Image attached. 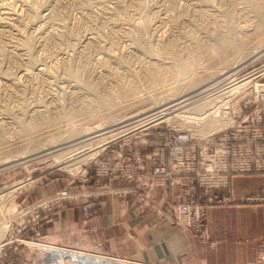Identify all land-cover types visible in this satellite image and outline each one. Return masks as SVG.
Listing matches in <instances>:
<instances>
[{"label":"rangeland","instance_id":"1","mask_svg":"<svg viewBox=\"0 0 264 264\" xmlns=\"http://www.w3.org/2000/svg\"><path fill=\"white\" fill-rule=\"evenodd\" d=\"M0 4V12H12L0 14V44L7 53L0 52V232L4 228L6 233L0 240L4 245L0 264H130L123 260L82 262L61 256L45 237L48 224L71 203L82 205L89 220L97 214L95 201L106 195L135 198L159 223L178 226L198 240L210 242L208 209L232 203L228 194L233 176L264 174V50L259 51L264 48V0H0ZM138 29H142L140 41L134 40ZM219 43L230 45L231 54L235 52L234 57L226 59L228 65L200 49L205 45L218 53ZM146 73L160 77L156 89L146 87ZM208 77L215 86L204 82L211 85L203 91L212 106L200 116L206 120L211 111L228 108L230 112V123L213 132L215 144L211 147L225 148L230 144L240 152V163L250 168L231 166V150L227 186H201L197 173L189 172L181 175L182 185L150 188L154 179L151 172L155 164H161L157 157L160 148L167 146L171 154L169 146L178 134L195 135L196 127L206 122L197 120L200 116H194L193 104L186 105L190 100L184 99L194 95L187 91V83ZM235 86L241 89L232 98L219 96ZM133 87L139 89L138 98H116ZM151 95H156L155 101L143 106ZM181 101L184 103L177 104ZM154 102H158L157 106ZM171 104L185 106L177 110ZM59 111L71 114L35 126V119L46 114L52 117ZM111 115L124 121L118 126L126 123L124 128L133 129L123 131L117 138L111 135L121 129L95 137L115 128L103 129L106 125L102 124L100 131L82 134L83 128H94ZM183 122L187 124L183 126ZM75 131V138L79 134L81 138L72 143L84 140L78 150L111 141L73 173L64 168L65 159L58 153L67 149L59 151L57 148L65 144L57 140L70 139ZM201 159L203 153L199 151L195 163L199 165ZM25 160L27 163L18 164ZM116 181L127 185H115ZM51 183L63 187L40 195L41 188ZM245 201L264 202V195H249ZM178 202L199 207V219L186 225L170 221L156 210L161 206L168 211ZM170 213L176 218L175 211ZM29 241L39 245L31 246ZM100 247L98 244L91 248Z\"/></svg>","mask_w":264,"mask_h":264},{"label":"crops","instance_id":"2","mask_svg":"<svg viewBox=\"0 0 264 264\" xmlns=\"http://www.w3.org/2000/svg\"><path fill=\"white\" fill-rule=\"evenodd\" d=\"M114 184L127 185L123 181ZM62 187L51 183L41 188L40 195ZM260 194L264 195V174L233 176L228 194L232 203L208 209L210 242L178 226L159 223L135 198L110 195L95 201L97 214L89 220L82 205L71 203L48 224L45 237L59 255L82 262L264 264V202L245 201L249 195ZM98 244L102 246L98 250L91 248Z\"/></svg>","mask_w":264,"mask_h":264},{"label":"built area","instance_id":"3","mask_svg":"<svg viewBox=\"0 0 264 264\" xmlns=\"http://www.w3.org/2000/svg\"><path fill=\"white\" fill-rule=\"evenodd\" d=\"M240 89V87L235 86L231 90L219 94V96L232 98ZM226 103H229V101H226ZM227 109L223 112L219 110L216 112L211 111L206 122L209 120H218L221 123L227 122L228 125L230 123V118H228L230 117V112ZM197 120L202 121L205 119L198 118ZM221 123H218L219 126H221ZM213 132L206 134L208 137H202L196 134V136L194 134H178L169 146L171 147V154H169L167 146L160 148L161 150L158 151L159 155L157 157L160 158L161 164H155L154 172H151L154 179L150 183V188L156 187L159 184H162L164 188L178 184L182 185L184 181L179 182L181 175L189 172L197 173L199 185L201 186H227L229 182L228 175L230 173L228 169V158H231V150L233 152L231 166L240 170L249 169L250 165L240 163V159H242L240 152H235L230 144L225 148L211 147V145L215 144V139L212 138L214 135ZM194 138H197L198 141L192 142L191 139ZM199 151H202L203 159H201L198 165L195 161L198 158ZM204 165H206V168ZM201 166H203L202 171L200 170ZM156 210L161 215H165L170 221L177 220L187 225L195 218L199 219L201 209L199 207L193 208L190 202H178L175 207L171 206L168 211H165L161 206H157ZM172 210L175 211L176 218H172L174 217V214L170 213Z\"/></svg>","mask_w":264,"mask_h":264},{"label":"bare ground","instance_id":"4","mask_svg":"<svg viewBox=\"0 0 264 264\" xmlns=\"http://www.w3.org/2000/svg\"><path fill=\"white\" fill-rule=\"evenodd\" d=\"M1 5V4H0ZM9 5V4H8ZM7 5V6H8ZM33 5V4H32ZM6 6V5H5ZM6 7H4V9H5ZM10 8V7H9ZM3 9V8H2ZM3 9V10H4ZM7 9V8H6ZM15 10V9H14ZM2 11V10H1ZM4 14V16H6L5 15V13L6 14H11L12 12H10V10L9 11H2V12H0V14ZM15 13V12H14ZM13 13V14H14ZM18 14V13H17ZM19 15V14H18ZM2 16V15H1ZM7 17H9V16H7ZM6 17V18H7ZM3 17H0V19H2ZM14 18V17H13ZM18 18H19V16H18ZM17 20V19H16ZM9 21V20H8ZM10 23V22H9ZM137 26V25H136ZM140 26V25H139ZM140 27H142V26H140ZM139 27V28H140ZM2 29V28H1ZM8 29V28H7ZM140 29H138V32H136V34L134 35V40H136V41H140L141 40V32H142V29H141V32L139 31ZM51 33V32H50ZM23 36V35H22ZM96 38V37H95ZM94 38V39H95ZM1 46H3L2 44H0V47ZM13 46V45H12ZM233 47V46H232ZM7 48V47H6ZM20 48V47H19ZM216 48H217V50H218V53H212L211 51H210V47L209 46H205V45H203V46H201L200 47V49H201V51L202 52H205L206 54H207V56L208 57H210V56H214V57H217V58H219V59H221V61L222 60H224L225 62H227L226 61V59H228V57H230L231 55L234 57V54H235V52L234 53H232L231 54V50H232V48H231V46L230 45H228V44H226V43H219V44H217L216 45ZM234 48V47H233ZM2 49V47L0 48V50ZM10 49V48H9ZM263 51L264 50V48L262 49H260L259 51ZM261 51V52H262ZM0 52H5V54H7L6 53V49H4V51H3V49L0 51ZM260 52V53H261ZM11 53V52H10ZM264 53V52H263ZM4 53H2V55H3ZM20 54V53H19ZM4 56V55H3ZM9 56V55H8ZM15 56H18V55H15ZM21 55H19V57H20ZM23 56V55H22ZM23 58V57H22ZM215 59V58H214ZM213 59V60H214ZM231 59V58H230ZM208 60V59H207ZM212 60V59H211ZM212 60V61H213ZM232 60H234V59H232ZM33 62V61H32ZM35 62V61H34ZM33 62V63H34ZM38 62V61H37ZM40 62V61H39ZM224 62V63H225ZM32 63V64H33ZM188 63V62H187ZM209 63V62H208ZM234 63H236V62H234ZM181 64V63H180ZM186 64V63H185ZM184 64V62H183V65H185ZM189 64H191V62L189 63ZM229 63L227 62V63H225L224 64V66L225 65H228ZM233 64V63H232ZM237 64V63H236ZM182 65V66H183ZM188 65V64H187ZM42 66V65H41ZM47 66V65H46ZM190 66V65H189ZM191 66H194V65H191ZM223 67V66H222ZM48 68V67H47ZM230 68H232V65L230 66ZM234 68H235V66H234ZM31 69H32V67H31ZM34 69H35V67H34ZM40 69V68H39ZM41 69H42V67H41ZM209 69V68H208ZM211 69V68H210ZM215 69H217V68H215ZM220 69V68H219ZM226 69V68H225ZM227 69H229L228 67H227ZM211 70H213V69H211ZM234 70V69H233ZM232 70V71H233ZM27 71V70H26ZM42 71V70H41ZM196 71V70H195ZM210 71V70H209ZM225 70H223V72H224ZM227 72H228V70H226ZM226 71H225V74H226ZM47 72V71H46ZM197 72V71H196ZM22 73V72H21ZM42 73V72H41ZM50 73V72H49ZM191 73H193V72H191ZM221 73H222V71H221ZM221 73H218V76H219V74L221 75ZM229 73V72H228ZM238 73V72H237ZM25 74V73H24ZM36 74V73H35ZM187 74V73H186ZM224 74V75H225ZM146 75H147V86L146 87H148V88H154V87H157L158 85V83H160V77L159 76H156V73H146ZM229 75V74H228ZM189 77L191 76V75H188ZM193 76V75H192ZM215 76V78H217L216 76L217 75H214ZM214 76H212V77H214ZM223 76V75H222ZM17 77V76H16ZM196 77V76H195ZM194 77V78H195ZM212 77H208V78H206V79H203V80H201V78H198V79H196V80H193L192 82H190L191 84H189V83H187L188 84V88H190V89H186L187 91H190V95H191V93H193L194 95L193 96H190V97H188V98H186V99H184V101H188V100H190V102L189 103H185L186 105H189V104H193L192 106H193V112H194V116L195 115H202L203 113H205L206 111H208V109H210V107L212 106L211 104H210V98L206 101V99L205 98H207L206 97V93L204 92V91H206L207 89H204V87L206 86V87H208L209 85H211V84H209V83H211L212 82V84L214 85V83H213V79H212ZM219 77H221V76H219ZM192 78V77H191ZM214 78V79H215ZM209 79H212L211 80V82H209L210 80ZM217 79H220V78H217ZM224 79V78H223ZM209 80V81H208ZM146 81V80H145ZM209 82V83H207V84H204V82L206 83V82ZM220 81V80H219ZM223 81V80H222ZM217 83V82H216ZM202 84H204V85H202ZM209 84V85H208ZM221 84V83H220ZM14 85V84H13ZM197 85L198 86H200L199 88H194V87H197ZM202 85V86H201ZM213 85H212V87H213ZM225 85V84H224ZM215 86V85H214ZM183 87H187V86H183ZM194 88V89H193ZM210 89H211V86L209 87ZM154 89H156V88H154ZM159 89H161V88H159ZM163 89V88H162ZM181 89V88H180ZM193 89V90H192ZM203 89H204V91H203ZM138 90L139 89H137V88H134L133 87V89H129L128 91H126L125 93H121L120 95L121 96H117L116 98L117 99H120V101L122 100V99H124V98H128V100H133V99H135V98H138L139 97V95L137 94L138 93ZM153 90V89H152ZM185 90V89H184ZM185 90V92L187 93V91ZM173 91H174V89H173ZM176 91V90H175ZM210 91V90H209ZM211 91H212V89H211ZM184 92V93H185ZM201 92H203V94L205 95V96H202L201 94ZM185 93V94H186ZM208 93V92H207ZM209 93H211V92H209ZM148 94V93H147ZM150 94V93H149ZM184 95V94H183ZM189 95V94H188ZM199 95H201V97H199ZM209 95H211V94H208V96ZM155 96L156 95H151V97L150 98H146V101H143V106H145L146 104H148V102L149 103H151L152 101H155ZM180 96V95H179ZM185 97H186V95H185ZM198 97V98H197ZM210 97V96H209ZM214 97L215 96H212L211 98L212 99H214ZM216 97H217V95H216ZM195 99V100H192L191 101V99ZM218 98V97H217ZM211 99V100H212ZM216 99V98H215ZM178 100V99H177ZM170 101H172V100H170ZM214 101V100H213ZM183 101H181V102H178L177 104H181ZM221 102V101H220ZM155 104L156 103H158V102H154ZM167 103V102H166ZM170 103V102H169ZM184 103V102H183ZM213 103V102H212ZM138 104H139V102H138ZM164 104V103H163ZM160 105V104H159ZM165 105V104H164ZM211 105V106H210ZM155 106H157V104L155 105ZM154 106V107H155ZM172 106H175V105H172L171 104V108H172ZM177 106V105H176ZM175 106V107H176ZM185 106V105H184ZM184 106H183V104H182V106H180V107H176V109L177 110H179V109H182V108H184ZM222 106V105H221ZM49 107V106H48ZM160 106H158V108H159ZM187 107V106H186ZM191 107V106H190ZM189 107V108H190ZM152 108V107H151ZM156 109H157V107H156ZM164 109V108H163ZM162 109V110H163ZM169 109V108H168ZM167 109V110H168ZM173 110L172 109V111L173 112H175V111H177V110ZM187 110H188V108H186ZM191 109H192V107L189 109L190 111H191ZM84 110V109H83ZM103 110H105V109H103ZM102 110V111H103ZM154 110V109H153ZM188 110V111H189ZM212 110V109H211ZM211 110H209V111H211ZM35 111V110H34ZM38 111V110H37ZM41 111H42V108H41ZM40 111V112H41ZM46 111V110H45ZM48 111V110H47ZM82 111V110H81ZM97 111V110H96ZM122 111V110H121ZM182 111V110H181ZM191 111V112H192ZM204 111V112H203ZM71 111H59L58 113L56 112V114H55V116H53L52 115V117L50 116V114H46L45 116L43 115L42 117H40V118H37V119H35V122H36V127L37 126H39V125H44V124H46V123H52L53 122V120H56V118H58V117H62V116H65V115H68L69 113H70ZM85 112H86V110H85ZM88 112H91V111H88ZM124 112V111H123ZM126 112V111H125ZM139 112V111H138ZM169 112V111H168ZM191 112H189V113H191ZM202 112V113H201ZM35 113V112H34ZM52 113V112H51ZM77 113V112H76ZM136 113V112H135ZM140 113V112H139ZM208 113V112H207ZM41 114H42V112H41ZM54 114V113H53ZM71 114V113H70ZM69 114V115H70ZM91 113H89L88 115H90ZM112 114V113H111ZM146 114V113H145ZM176 114V113H175ZM186 114H187V112H186ZM210 114V113H209ZM48 115V116H47ZM142 115H144V114H142ZM173 115V114H172ZM188 115V114H187ZM191 115V114H190ZM193 115V114H192ZM191 115V116H192ZM204 115V114H203ZM207 116V115H206ZM205 116V117H206ZM132 117V116H131ZM145 117V116H144ZM168 117V116H167ZM172 117V116H171ZM182 117V116H181ZM186 117H188V116H186ZM200 117H202V116H200ZM200 117H198V118H200ZM86 118H88V117H86ZM163 118V117H162ZM173 118V117H172ZM190 118V117H189ZM204 117H202V119H203ZM208 118V117H207ZM192 119V118H191ZM57 120H61V119H57ZM127 120V119H126ZM141 120V119H140ZM181 120V119H180ZM190 120V119H189ZM104 121V120H103ZM171 121V120H170ZM195 121H196V119H195ZM204 121V120H203ZM206 121V120H205ZM124 121H121V120H118V118H117V116H115V115H111V116H108V118L103 122V123H101V124H99V125H97V126H95L94 128H97L96 130H93V131H90V130H92V129H94V128H90V127H85V128H83L82 126H81V128H83L82 129V134H84V136L85 135H87V134H92L93 132H98V131H100L101 129H99V126H101L102 124L105 126L106 125V127L105 128H103V129H106V128H111V127H115V128H112V129H110V130H106V131H103V132H99L97 135H95V137L96 136H101V135H105L106 133H111V132H113L114 133V131H117V130H119V129H121L120 131H118V132H116V133H114V134H112L111 136H119L120 135V133H122L123 131H126V130H128V129H130V128H132L131 126H128L127 128H124L125 126H127L128 124H126L125 123V125H123L122 124V126H118L119 124H121V123H123ZM174 122V121H173ZM175 122H177V121H175ZM185 122V121H184ZM183 122V123H184ZM136 123V122H135ZM139 123V122H138ZM193 123V122H192ZM195 123V122H194ZM200 123V122H199ZM218 123H221L220 121H218V120H209V121H207V122H205L203 125H201V126H198V127H196L197 129H195V134L196 135H199V136H206V134H208V133H210V132H213L214 130H217V129H219L220 127H223V126H225V125H227V122H225V123H223L222 122V124H221V126H219V124ZM179 124H181V123H179ZM187 123H184L183 124V126L184 125H186ZM191 124V123H190ZM201 124V123H200ZM199 125V124H198ZM40 127H42V126H40ZM32 127H29L28 129H31ZM39 128V127H38ZM190 128H192V127H190ZM99 129V130H98ZM133 129V128H132ZM187 129V128H186ZM188 130V129H187ZM189 132V131H188ZM2 133V132H1ZM1 133H0V136H1ZM68 133V132H67ZM66 133V135H68ZM75 133H77V131H75V132H73V134H72V138L74 137V139H72L71 138V136L69 137L70 139H68V137H65V138H67V139H65V140H68V141H65L64 140V138L63 139H61V140H57L58 142L60 141H64V143H60L59 142V144H65V146H61V148H57L59 151L61 150H63V149H67L66 151H63V152H60V153H58V155H60V156H63L62 158L63 159H65V161H64V163L66 164H64L65 166H64V168H67L68 170H70L71 172H73V173H75L76 171H78L80 168H81V165L82 164H85V163H88V161L90 160V159H92V158H94L99 152H100V150L102 149V147H104V144H105V142L103 143V144H100V145H98V146H96V147H94V148H91V146L90 147H86V148H80L79 150H78V148H79V145L78 144H81V143H84L83 141L84 140H78V142H76V143H72V141H75V139H78L79 138V136H80V134L78 135V138H75V137H77V136H75L76 134ZM78 133H80V132H78ZM21 134H23V133H21ZM75 134V135H74ZM2 135H3V133H2ZM10 135V134H9ZM74 135V136H73ZM69 136V135H68ZM88 136V135H87ZM10 137V136H9ZM15 137H16V135H15ZM5 138V137H4ZM80 138H81V136H80ZM90 138H91V135H90ZM103 138V137H102ZM115 138H117V137H115ZM58 139H60V138H58ZM85 139H87L86 137H85ZM88 139H89V137H88ZM87 139V140H88ZM93 139V138H92ZM107 138H104L103 140H106ZM90 140V139H89ZM108 140V139H107ZM57 141H56V143H57ZM77 141V140H76ZM93 141V140H92ZM109 141H111V140H109ZM109 141H106V143L108 144V142ZM30 142V141H29ZM52 142H55V140L54 141H52ZM52 142H50L49 144H50V147H51V145H53V144H51ZM71 142V143H70ZM55 143V144H56ZM67 143H69V144H67ZM48 144V143H47ZM47 144H45V145H47ZM48 144V145H49ZM59 144H56V145H59ZM67 144V145H66ZM86 144V143H85ZM90 144V143H89ZM107 144H105V145H107ZM77 145V146H76ZM82 145V144H81ZM87 146H88V144H87ZM49 147V148H50ZM53 147V146H52ZM51 147V148H52ZM37 148H39V147H37ZM41 148H43V146H41ZM48 148V149H49ZM50 148V149H51ZM43 149H45V148H43ZM53 149H54V147H53ZM56 149V148H55ZM54 149V150H55ZM38 150H41V149H38ZM53 150V151H54ZM58 150H56V152L58 151ZM32 151V150H31ZM46 151V150H45ZM49 151V150H48ZM28 152V151H27ZM51 152V151H50ZM28 153H30V152H28ZM41 153V152H40ZM45 154V153H44ZM51 154H53L52 152H51ZM22 155V154H21ZM26 155V154H25ZM24 155V156H25ZM34 155H36V153L34 154ZM41 156H42V154H40ZM47 155H49L48 153H47ZM37 156V155H36ZM44 156V155H43ZM60 156H58V157H60ZM65 156V157H64ZM23 157V156H22ZM21 157V158H22ZM29 157H31V156H29ZM39 157V156H38ZM21 158H17L16 159V161L18 160H22ZM32 158V157H31ZM12 159V158H11ZM23 159H25V157L23 158ZM36 159V158H35ZM39 159V158H38ZM62 159V160H63ZM10 160V159H9ZM4 161H6V160H4ZM4 161H3V163H4ZM13 161H15V160H13ZM26 162V160L25 161H23V162H19L18 164H22V163H25ZM1 163H2V161H1ZM11 163V162H10ZM27 163V162H26ZM5 164H8V161H6L5 162ZM4 167V166H3ZM9 168V167H8ZM2 168L0 169V172H2ZM22 183V182H21ZM24 183V182H23ZM17 185V184H16ZM15 187V186H14ZM13 188V187H12ZM14 189H16V188H14ZM2 192V191H1ZM12 195V194H11ZM61 199V198H60ZM6 231H8V230H6ZM4 235H6V233H5V230H4V228H3V230H2V232H0V240H2L3 239V237H4ZM31 246H35V244L37 243V242H28ZM7 244V243H6ZM42 244V243H41ZM36 245H39V244H36ZM4 245H2L1 243H0V249H3L2 247H3ZM43 246H48V245H43Z\"/></svg>","mask_w":264,"mask_h":264},{"label":"water","instance_id":"5","mask_svg":"<svg viewBox=\"0 0 264 264\" xmlns=\"http://www.w3.org/2000/svg\"><path fill=\"white\" fill-rule=\"evenodd\" d=\"M70 255V254H69Z\"/></svg>","mask_w":264,"mask_h":264}]
</instances>
